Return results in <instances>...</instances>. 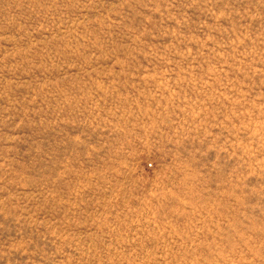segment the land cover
Listing matches in <instances>:
<instances>
[{"label":"rangeland","instance_id":"374dc122","mask_svg":"<svg viewBox=\"0 0 264 264\" xmlns=\"http://www.w3.org/2000/svg\"><path fill=\"white\" fill-rule=\"evenodd\" d=\"M0 264H264V0H0Z\"/></svg>","mask_w":264,"mask_h":264}]
</instances>
